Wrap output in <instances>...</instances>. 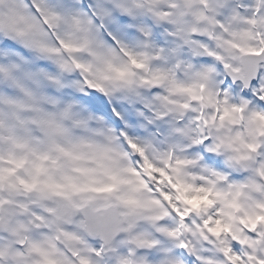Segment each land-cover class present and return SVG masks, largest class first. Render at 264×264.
<instances>
[{
	"label": "snow or ice",
	"instance_id": "obj_1",
	"mask_svg": "<svg viewBox=\"0 0 264 264\" xmlns=\"http://www.w3.org/2000/svg\"><path fill=\"white\" fill-rule=\"evenodd\" d=\"M0 264H264V0H0Z\"/></svg>",
	"mask_w": 264,
	"mask_h": 264
}]
</instances>
